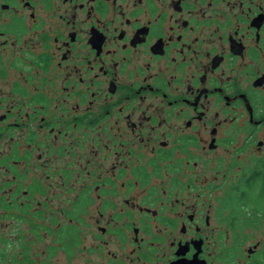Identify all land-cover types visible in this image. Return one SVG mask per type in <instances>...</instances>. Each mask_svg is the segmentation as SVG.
Instances as JSON below:
<instances>
[{
  "label": "flooded vegetation",
  "instance_id": "obj_1",
  "mask_svg": "<svg viewBox=\"0 0 264 264\" xmlns=\"http://www.w3.org/2000/svg\"><path fill=\"white\" fill-rule=\"evenodd\" d=\"M0 264H264V0H0Z\"/></svg>",
  "mask_w": 264,
  "mask_h": 264
}]
</instances>
